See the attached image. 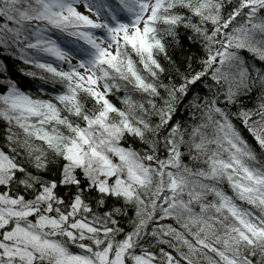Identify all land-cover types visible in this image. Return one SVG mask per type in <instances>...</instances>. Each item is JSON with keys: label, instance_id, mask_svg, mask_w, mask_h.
Wrapping results in <instances>:
<instances>
[{"label": "snow or ice", "instance_id": "1", "mask_svg": "<svg viewBox=\"0 0 264 264\" xmlns=\"http://www.w3.org/2000/svg\"><path fill=\"white\" fill-rule=\"evenodd\" d=\"M0 264H264V0H0Z\"/></svg>", "mask_w": 264, "mask_h": 264}, {"label": "trees", "instance_id": "2", "mask_svg": "<svg viewBox=\"0 0 264 264\" xmlns=\"http://www.w3.org/2000/svg\"><path fill=\"white\" fill-rule=\"evenodd\" d=\"M9 63H10V67L13 68V70H14V65L12 64V62L10 61ZM14 78H21V77H19L18 72H15ZM21 79H27V78H21Z\"/></svg>", "mask_w": 264, "mask_h": 264}]
</instances>
